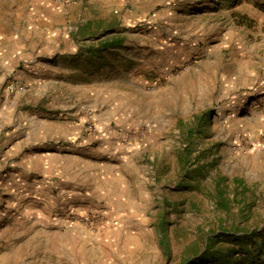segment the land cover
<instances>
[{
  "label": "rangeland",
  "instance_id": "374dc122",
  "mask_svg": "<svg viewBox=\"0 0 264 264\" xmlns=\"http://www.w3.org/2000/svg\"><path fill=\"white\" fill-rule=\"evenodd\" d=\"M228 249L264 264V0H0V264Z\"/></svg>",
  "mask_w": 264,
  "mask_h": 264
},
{
  "label": "crops",
  "instance_id": "0c3cea01",
  "mask_svg": "<svg viewBox=\"0 0 264 264\" xmlns=\"http://www.w3.org/2000/svg\"><path fill=\"white\" fill-rule=\"evenodd\" d=\"M48 31L49 33L47 37L48 36L52 37L53 40L55 38L56 40L58 39V36L60 34L57 33L58 31L55 28L54 24H50V29H48ZM41 47L43 48L44 46H41ZM32 68H33L32 71H37L40 69L39 67H32ZM21 76L23 80H26V81L29 80L27 75L23 74ZM62 100L63 102H61V105H64V108H72V111H76V114L72 115L74 118H76V120L79 119V115L77 114L79 109L81 107H84V108L91 107L93 103H94L93 106L99 109V114L96 116L99 119V122H104L106 119L111 120L112 118L115 117V114H116L115 111H113L112 109L109 110L111 107H113L116 104V100L114 103H112V101L107 102L106 99H103L102 97H99L98 95L95 96L92 94L85 93L84 95L79 96V97H67V98L65 97ZM80 122H83V118L80 120ZM90 158L96 161L94 157H90ZM93 189H95V186L93 187Z\"/></svg>",
  "mask_w": 264,
  "mask_h": 264
},
{
  "label": "trees",
  "instance_id": "16d2710c",
  "mask_svg": "<svg viewBox=\"0 0 264 264\" xmlns=\"http://www.w3.org/2000/svg\"><path fill=\"white\" fill-rule=\"evenodd\" d=\"M121 43H122V41L120 39H113V40H110V41H106L104 46H105V49H108V48H113V47L120 46L119 44H121ZM209 119H210V115H207V116L204 117V121H207ZM234 254H235V252L234 251L233 252L230 251V249H228L227 251H221L218 254L219 255L218 256V260L220 261V264H225V262H230L231 259L234 258L233 257ZM209 255H212V254H210V252H207L205 254V256H209ZM195 264H198V263H195ZM250 264H255L254 259L250 260Z\"/></svg>",
  "mask_w": 264,
  "mask_h": 264
},
{
  "label": "built area",
  "instance_id": "2783aa9c",
  "mask_svg": "<svg viewBox=\"0 0 264 264\" xmlns=\"http://www.w3.org/2000/svg\"><path fill=\"white\" fill-rule=\"evenodd\" d=\"M58 1L63 6L68 7V6L72 5L73 3H75L77 0H58ZM88 130L91 131L92 130V126H90Z\"/></svg>",
  "mask_w": 264,
  "mask_h": 264
}]
</instances>
